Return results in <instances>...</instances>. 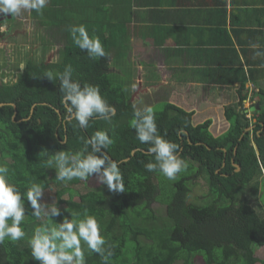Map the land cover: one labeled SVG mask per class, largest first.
Listing matches in <instances>:
<instances>
[{
	"label": "trees",
	"instance_id": "16d2710c",
	"mask_svg": "<svg viewBox=\"0 0 264 264\" xmlns=\"http://www.w3.org/2000/svg\"><path fill=\"white\" fill-rule=\"evenodd\" d=\"M53 24L62 27V23ZM55 40L66 41L56 62L44 65L29 60L16 80L0 84V103H4L0 106V163L8 166L10 182L23 196L25 218L20 226L26 234L19 241L6 239L0 244V264H40L31 256L29 240L35 227L50 221L43 212L39 218L33 215L26 197L32 182L41 184L46 192L54 191L52 201L44 202L45 195L39 201L48 208H60L61 214L51 222L61 223L64 218L71 219L69 212L83 213L85 209L97 218L106 246L114 245L108 264H196L197 256L204 264H225L233 258H240V264H264V258L256 257L251 246H264V215L240 194L247 185L255 191L259 184L264 186V179L257 180L264 170V88L258 90L254 121L237 111L243 106L241 97L225 110L229 125L219 134L211 131L212 120L194 124V113L174 104L154 110L159 135L175 143L178 155L188 163V169L173 181L145 167L154 162V155L148 144L136 138L131 124V83L125 86L112 81L109 52L92 59L69 36ZM68 64L73 79L81 85L99 86L101 95L115 109L110 122L95 116L83 129L73 118L65 121L64 131L59 117L64 120L67 110L57 73ZM250 124L252 129L246 131ZM97 130H106L113 140L102 152L117 162L124 192L77 191L75 199L74 186L85 180L56 179V170L48 167L46 160L60 150L80 152ZM44 150L47 154L40 155ZM126 157L129 159L123 160ZM196 179L204 182L206 192L192 200L189 184ZM154 202L165 208L164 215L154 210ZM82 247L86 264H103L100 255L83 243Z\"/></svg>",
	"mask_w": 264,
	"mask_h": 264
},
{
	"label": "crops",
	"instance_id": "0c3cea01",
	"mask_svg": "<svg viewBox=\"0 0 264 264\" xmlns=\"http://www.w3.org/2000/svg\"><path fill=\"white\" fill-rule=\"evenodd\" d=\"M27 18L50 49L63 48L66 41L55 37L71 38L70 26L85 25L106 46L109 69H117L110 66L116 52L124 53L134 67L131 84L162 88L165 99L194 112V123L212 120L215 132L227 129L225 110L241 97L240 113L253 116L259 105L264 57L255 52L264 50V0H49L42 15L25 11L5 24ZM0 26V34L13 29Z\"/></svg>",
	"mask_w": 264,
	"mask_h": 264
},
{
	"label": "clouds",
	"instance_id": "9594fccd",
	"mask_svg": "<svg viewBox=\"0 0 264 264\" xmlns=\"http://www.w3.org/2000/svg\"><path fill=\"white\" fill-rule=\"evenodd\" d=\"M48 2L49 0H0V15L19 16L31 10L42 15ZM68 30L73 43L81 51H86L90 58L97 59L107 55L99 36H90L85 25H72ZM250 47L260 49L259 44H251ZM255 55L264 57V50H257ZM260 67H264V64ZM23 68L24 65H21V69ZM47 77L51 80L52 74L49 73ZM57 78L66 110L80 128L87 129L90 119L95 116L110 122L115 109L101 95L99 86L87 83L81 85L74 80L71 64L57 73ZM131 124L136 138L142 144H148L149 152L154 155V162L145 165L149 172L158 170L167 179L174 181L178 173L188 169V163L177 153V145L159 135L152 106H145L143 110L134 108ZM112 143L106 130H97L84 142L80 152L57 151L46 160V164L56 170V179L60 181H71L74 178L86 180L96 174L110 190L124 192V178L117 162L102 152ZM41 154L46 155L47 150ZM9 172L8 166L0 163V244L6 239L11 242L19 241L26 235L20 226L25 218L23 196L17 186L10 182ZM43 192V186L35 182L30 184L26 192L27 200L34 210L33 215L39 218L43 212L50 221L35 227L29 240L31 256L40 264H86L83 243L88 250L100 255L103 264H108L113 256L114 245L106 246L107 241L101 234L97 218L85 209L83 213L69 212L71 219L64 218L61 223H53L52 218L59 216L61 210L57 205L48 208L41 204L39 201Z\"/></svg>",
	"mask_w": 264,
	"mask_h": 264
},
{
	"label": "rangeland",
	"instance_id": "374dc122",
	"mask_svg": "<svg viewBox=\"0 0 264 264\" xmlns=\"http://www.w3.org/2000/svg\"><path fill=\"white\" fill-rule=\"evenodd\" d=\"M57 23V22H56ZM9 24V22L7 23ZM5 24V22L0 23V25L4 26L6 29L8 27L12 26V30L9 29L8 31H2L0 34V64H8V68L16 70V65L23 60L29 58L30 54L37 53L39 51H42L43 49H46L45 47L38 45L37 38L34 37L37 36L33 30L31 20L27 19H16L15 24L12 23L11 26H8ZM63 25V24H62ZM1 27V26H0ZM2 28V27H1ZM16 34V35H15ZM37 44V45H36ZM21 46V47H20ZM106 47V46H105ZM35 51V52H34ZM43 57V56H42ZM41 58V57H40ZM58 58V56H57ZM56 59V57H55ZM52 60V58H51ZM23 64V63H22ZM111 67H115L117 69H109L110 75L112 76V81L119 82L120 84L129 85L132 80L131 76L132 73H134V70H132L134 67H132V64L130 62V58H128L124 53L116 52L114 55V61L110 65ZM21 69V67H19ZM114 71V72H112ZM135 84V83H134ZM143 84V81H142ZM149 88V89H148ZM146 89L139 91L138 94L134 96V104L136 106V109L143 110L145 106H152L154 110L161 109L163 106L162 102H158L161 100V98L164 95L163 89L160 87H147ZM138 92V91H137ZM171 98V97H170ZM221 126V125H220ZM211 128V127H210ZM216 129V127H213ZM220 130V129H218ZM213 131V129H211ZM215 134H219L218 132L213 131ZM261 179H264V171L263 173L257 177V180L261 181ZM62 185V184H59ZM190 198L192 200H195L206 192V185L202 180H192L190 182ZM264 186L259 184V187H257L256 191L253 190L250 185L245 186L240 194L242 197H246L249 199L253 207L257 210H264ZM86 190H96L100 192H106L107 194H113L115 190H110L106 184H103L101 182V178L97 177L96 174H93L90 178H88L85 181H82L81 184L74 186L73 192L74 197H76L77 191H86ZM54 191H44L43 195L46 196L44 199V202H50L54 198ZM64 197H67V193L64 194ZM152 207L157 213H160V215H164L165 208L160 206L158 202H154L152 204ZM164 209V210H163ZM252 250L256 257L263 259L264 258V246H261L256 243H252ZM196 264H204L203 260L200 256H197L195 259ZM241 259L240 258H233L231 261L225 264H240ZM180 264V263H176ZM260 264V263H257Z\"/></svg>",
	"mask_w": 264,
	"mask_h": 264
},
{
	"label": "flooded vegetation",
	"instance_id": "af4514ba",
	"mask_svg": "<svg viewBox=\"0 0 264 264\" xmlns=\"http://www.w3.org/2000/svg\"><path fill=\"white\" fill-rule=\"evenodd\" d=\"M0 17H3V15H0ZM3 21L4 22H6L5 21V19H3ZM39 43H41V46H42V43L43 42H38V44ZM55 48V47H54ZM59 50H61V47H56L55 49H53V48H47L46 47V49H43L42 51H39V52H37V53H31L30 54V56H28L29 58H27V59H25L24 60V62H23V60L18 64L19 66H17L16 65V70H17V72H15L14 70H12V69H9L8 68V64L6 63L5 65L4 64H0V84L1 83H7V82H13L14 80H16L17 78H18V76L20 75V74H22L23 73V71L25 70V68L27 67V62L29 61V60H32L33 62H35V63H43L44 65H47V64H49V63H51V62H56L57 60H58V58H57V56L59 57ZM35 52V51H34ZM43 56V57H42ZM41 57V58H40ZM55 57H56V59H55ZM51 58H52V60H51ZM23 63V64H22ZM21 65H24V68L23 69H19V67H21ZM112 72H114V71H112ZM150 87V86H149ZM141 90H144L143 89V87L141 86H138V85H135V84H131V90H130V101L132 102V104H133V106H134V108L136 109V106H135V104H134V96L136 95V94H138L139 93V91H141ZM138 91V92H137ZM158 102H162L163 104H166V103H170V104H174V105H176V106H178V107H181V108H183L180 104H179V102H178V104H177V102L176 101H170L169 100V98H166L165 99V97L163 96L162 98H161V100H159ZM257 108H259V105H257ZM256 108V109H257ZM184 109V108H183ZM255 109V110H256ZM184 110H186V109H184ZM186 111H188V110H186ZM189 112H191V111H189ZM193 112V111H192ZM194 113V112H193ZM245 118H247V120L249 119L250 120V122H253L254 121V118L252 117V115H250V116H248V114L249 113H247V111H245ZM66 117H65V119L63 120L62 119V116L60 115V117H59V119L63 122V126H64V131H66V125H65V121H70L71 119H73V116H70L69 114H68V112L66 111ZM193 118H194V115H193ZM24 119H26V118H24ZM194 120H195V118L193 119V123H194ZM197 123H199V122H197ZM195 124V123H194ZM252 124H250V126L249 127H247L246 128V131H249V130H251L252 129ZM66 137V136H65ZM88 138H89V136H88ZM66 139L64 138V140L63 141H65ZM236 165V164H235ZM237 166V165H236ZM237 169V168H236ZM239 170V169H238ZM258 213H261L262 215H264V210L262 209V210H256Z\"/></svg>",
	"mask_w": 264,
	"mask_h": 264
},
{
	"label": "water",
	"instance_id": "95a60500",
	"mask_svg": "<svg viewBox=\"0 0 264 264\" xmlns=\"http://www.w3.org/2000/svg\"><path fill=\"white\" fill-rule=\"evenodd\" d=\"M4 17H7L8 19H9V17H10V14H8V15H4L3 17H2V19L4 18ZM4 103H0V106L1 105H3ZM13 106H14V104H12ZM251 110L253 111L254 110V107H251ZM15 114V113H14ZM14 116V115H13ZM138 150V148L137 149H133L132 151H131V154L130 155H133L134 154V152L135 151H137ZM142 151H144V150H142ZM127 159H129V157H126V158H124L123 160H127ZM239 169V166L237 165V170Z\"/></svg>",
	"mask_w": 264,
	"mask_h": 264
},
{
	"label": "bare ground",
	"instance_id": "6f19581e",
	"mask_svg": "<svg viewBox=\"0 0 264 264\" xmlns=\"http://www.w3.org/2000/svg\"><path fill=\"white\" fill-rule=\"evenodd\" d=\"M4 16V15H3ZM10 17H11V15H10ZM10 17H9V19H10ZM3 19H5L6 20V18L4 17Z\"/></svg>",
	"mask_w": 264,
	"mask_h": 264
}]
</instances>
